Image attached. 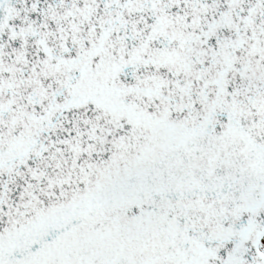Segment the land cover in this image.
Instances as JSON below:
<instances>
[{"label":"snow or ice","instance_id":"6c2138e0","mask_svg":"<svg viewBox=\"0 0 264 264\" xmlns=\"http://www.w3.org/2000/svg\"><path fill=\"white\" fill-rule=\"evenodd\" d=\"M0 264H264V0H0Z\"/></svg>","mask_w":264,"mask_h":264}]
</instances>
